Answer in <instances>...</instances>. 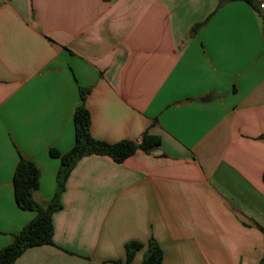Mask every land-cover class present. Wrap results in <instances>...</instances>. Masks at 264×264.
<instances>
[{
    "label": "crops",
    "instance_id": "crops-1",
    "mask_svg": "<svg viewBox=\"0 0 264 264\" xmlns=\"http://www.w3.org/2000/svg\"><path fill=\"white\" fill-rule=\"evenodd\" d=\"M264 0H0V250L36 217L14 198L20 158L57 190L80 89L100 141L161 138L123 163L82 158L54 245L15 264H118L150 240L162 264L264 259Z\"/></svg>",
    "mask_w": 264,
    "mask_h": 264
},
{
    "label": "trees",
    "instance_id": "trees-1",
    "mask_svg": "<svg viewBox=\"0 0 264 264\" xmlns=\"http://www.w3.org/2000/svg\"><path fill=\"white\" fill-rule=\"evenodd\" d=\"M88 94L89 89H80L81 103L73 115L75 131L73 148L64 155H60L55 149L50 150V155L59 158L61 165L57 174L56 194L46 206L34 198V193L40 187L39 168L34 162L20 158L14 172V198L20 209L36 212L37 215L20 232L12 234L11 243L0 250V264H15L30 248L54 245L53 214L62 208L61 196L66 182L82 158L91 155L108 156L120 164L138 151L150 154L161 145V138L149 133L144 134L140 142L124 140L108 143L95 139L90 132L91 117L85 105ZM142 248L143 244L139 242H129L126 244V262L118 264H131L135 254ZM163 258L164 253L160 245L154 239L150 240L142 264H162ZM260 264H264V259Z\"/></svg>",
    "mask_w": 264,
    "mask_h": 264
},
{
    "label": "built area",
    "instance_id": "built-area-1",
    "mask_svg": "<svg viewBox=\"0 0 264 264\" xmlns=\"http://www.w3.org/2000/svg\"><path fill=\"white\" fill-rule=\"evenodd\" d=\"M260 8H261L262 10H264V3H263V2L260 3Z\"/></svg>",
    "mask_w": 264,
    "mask_h": 264
}]
</instances>
